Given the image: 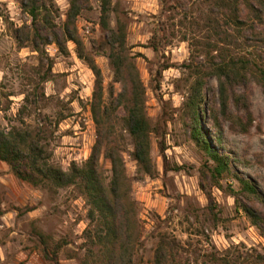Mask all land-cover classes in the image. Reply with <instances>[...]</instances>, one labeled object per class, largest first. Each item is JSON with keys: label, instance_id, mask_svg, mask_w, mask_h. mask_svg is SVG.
<instances>
[{"label": "rangeland", "instance_id": "374dc122", "mask_svg": "<svg viewBox=\"0 0 264 264\" xmlns=\"http://www.w3.org/2000/svg\"><path fill=\"white\" fill-rule=\"evenodd\" d=\"M52 1L59 28L68 0ZM184 1V9L176 6V0H112L111 4L115 11L110 15V25H115V14L125 22L126 45L134 55L145 89V112L155 129L150 134V155L157 172L153 177L140 176L130 156V135L117 110L115 139L131 179L130 193L140 223L132 264H152L160 235L175 240L176 264H264V224L253 225L238 209L230 191L239 189L235 176L224 173L219 186H214L209 176L202 174L212 162L193 138L184 109L191 80L185 65L189 50L200 49L194 40L200 41L204 33L202 10L197 0ZM98 17L99 2L90 0V7L77 17L76 26L100 69L103 103L110 104L120 85L113 81L107 39ZM262 17L263 21L255 26L258 44L262 45L259 49L256 45L242 46L238 35L237 45L229 42L235 51L233 56L254 58L260 69L247 83L251 112L247 132L235 131L230 119L220 117L223 145L213 142L210 121L201 115L208 114L215 98L219 105L215 78L208 80L205 104L199 105L198 113L199 126L210 145L228 155L232 170L248 178L264 195V12ZM24 24H29V17L19 1L0 0V127L43 124L52 131L51 162L66 170L71 162L85 161L95 140L90 114L94 76L70 41L63 54L53 50V43L46 45L42 58L29 44L18 47L10 29ZM243 32L249 38L248 30ZM153 42L157 51L149 47ZM218 55L219 49L211 53ZM204 60L202 53H195L193 62L205 63ZM163 65L169 67L162 69ZM236 107L229 102L231 117L234 113L244 116ZM160 143L165 148L163 157ZM101 166L108 177L109 162L102 159ZM202 182L210 199L200 187ZM86 212L85 200L72 186L49 192L18 179L0 161V264H48L41 240L48 251L56 250L60 264H78L84 251Z\"/></svg>", "mask_w": 264, "mask_h": 264}, {"label": "trees", "instance_id": "16d2710c", "mask_svg": "<svg viewBox=\"0 0 264 264\" xmlns=\"http://www.w3.org/2000/svg\"><path fill=\"white\" fill-rule=\"evenodd\" d=\"M18 1L29 17V24L10 29L18 47L29 44L42 58L46 45L53 43L58 52L63 54L67 52V42L70 41L76 47L77 56L91 70L94 83L90 114L95 126V140L85 161L81 164L71 162L65 170L51 162L52 131L43 124L34 127L11 126L8 129L0 127V161L8 165L14 176L33 186L53 193L59 188L72 186L83 197L87 204L88 224L84 229V251L78 264H132L133 253L139 241L140 223L136 204L130 193L131 179L125 170L122 149L115 139L118 109L131 138L133 149L130 156L135 161L136 173L153 177L157 169L150 155V134L155 129L145 112V89L133 60L134 55L126 45L125 22L115 14V25L112 27L109 22L111 13L115 11L111 5L112 0H98V24L106 35L107 58L112 68L113 81L120 85V90L110 104H104L100 69L93 55L86 50L76 26L77 17L81 11L90 7V0H68L65 18L59 28L55 23L57 9L52 0ZM197 1L199 10H202L200 15L204 33L200 41L194 40L196 48L199 45L200 49L189 50L185 65L190 71L191 80L184 109L190 120L193 138L202 145L212 162L202 171L203 176H209L212 185L219 186L222 174H233L239 182L237 191L230 189L235 203L250 222L258 227L264 224V195L248 178L232 170L228 155L221 154L210 145L209 137L205 136L199 126L201 118L198 109L200 104H205L204 90L208 80L215 78L219 105L216 106L215 98L210 103V109H207L208 114L204 112L201 115L210 121L213 142L218 146L223 145L220 117L230 119L235 131L247 132L251 122L247 83L260 69L257 68L254 58L233 56L235 51L229 46V42L237 45L238 35L241 36L242 46L255 48L256 45L258 49L262 46L258 44L260 41L255 26L263 21L264 0ZM176 2V6L185 8L184 0ZM185 16L186 14L184 18ZM244 29L248 30L251 40L243 32ZM223 43L227 45H220ZM149 47L157 51L154 42ZM217 49L219 55L211 56ZM195 53H202L205 63L193 62ZM168 67L169 65H163L162 69ZM237 88H242V91H237ZM229 102L237 106V111L242 110L244 116L234 113V117H231L233 113L230 111ZM164 149V145L160 143L162 157ZM102 159L110 164L108 177L101 166ZM178 169L180 167H175V170ZM200 187L210 199L211 194L206 191V184L202 182ZM41 243L43 258L48 264H60L56 258V250L48 251L45 242L41 240ZM177 257L178 247L175 240L160 235L152 264H176Z\"/></svg>", "mask_w": 264, "mask_h": 264}, {"label": "built area", "instance_id": "2783aa9c", "mask_svg": "<svg viewBox=\"0 0 264 264\" xmlns=\"http://www.w3.org/2000/svg\"><path fill=\"white\" fill-rule=\"evenodd\" d=\"M87 32V31H86ZM55 49H57V48H54L53 50H55Z\"/></svg>", "mask_w": 264, "mask_h": 264}]
</instances>
